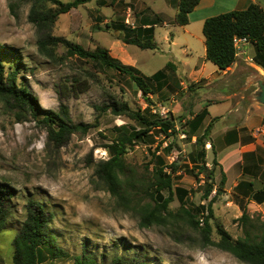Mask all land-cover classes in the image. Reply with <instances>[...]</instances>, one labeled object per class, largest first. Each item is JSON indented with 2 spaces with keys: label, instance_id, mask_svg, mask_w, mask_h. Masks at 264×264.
I'll use <instances>...</instances> for the list:
<instances>
[{
  "label": "rangeland",
  "instance_id": "rangeland-1",
  "mask_svg": "<svg viewBox=\"0 0 264 264\" xmlns=\"http://www.w3.org/2000/svg\"><path fill=\"white\" fill-rule=\"evenodd\" d=\"M61 1L68 3L72 0ZM165 1L94 0L61 15L52 35L79 44L85 50L108 49L113 53L111 56L120 62L117 55L124 49L132 54L136 63L134 68L139 75L146 77L163 70L169 63L181 70V62L187 58L181 43L184 44L186 38L181 28L163 25V22L173 23L171 11L167 9L166 12L171 14L163 13ZM11 3L19 4L16 16L10 11ZM29 11L30 4L25 0H0V47L19 52L24 64L20 77L25 79L43 109L58 111L64 105L75 124H98L87 134H74L67 146L56 149L49 143L47 131L41 124L33 119L19 123L0 105V183L15 191L12 223L0 234V264H13V242L23 221L28 198L46 204L57 214L51 231L58 237L60 246L69 253L67 259L54 261L47 258L41 264H74V257L79 256L85 246L100 258L102 255L125 254L128 246L131 247L129 255H133L139 248L149 256L152 264H243L215 247L203 248L199 234L186 226L173 231L160 227L140 228L138 220L119 210L110 194L97 185L94 165L109 158L104 147L116 137V127L136 126L125 117H115L110 111L101 114L96 108L115 98L127 102L134 110H144L148 106L137 86L126 75L99 65L85 64L63 48L58 49V55L66 59L64 62L55 64L41 56L37 47L39 35L28 20ZM143 15L151 19L162 18L163 22L155 28L157 50L144 51L126 46L119 40L121 34L116 26L136 27ZM98 27L102 30L99 31ZM173 38L176 44L171 46ZM192 48L195 56L200 55L199 44L195 43ZM207 67L208 70L218 69L211 63ZM168 72L171 86L150 96L152 112L162 118L172 116L175 119L179 132L176 143L180 149L174 150L168 161L173 162L181 156L185 160L181 172L175 176V185L190 192L186 207L196 213L199 206L207 205L208 201H203L202 196L212 182L206 175L197 177L186 160L196 138L190 141L185 133L189 131L187 122L191 123L197 115L199 119L203 118L206 102L212 95L195 85L181 86L180 78H175L172 70ZM178 74L181 75V71ZM176 82L178 86H175ZM208 121L197 136L203 134ZM215 130L218 131L219 127L216 126ZM172 140L166 141L154 131L146 144L140 143L129 151L127 162L140 173L152 170L151 152L158 143L164 142L163 147H166ZM208 143L205 149L209 151L207 162L211 168L214 156ZM220 180L217 171L215 187ZM231 202L233 199L226 197L225 193L213 205L214 219L211 223L215 241L218 240L217 225L235 239L242 236V229L237 224L241 211L239 207L229 205ZM179 207L177 200L171 204L173 211ZM200 218L203 217L200 215Z\"/></svg>",
  "mask_w": 264,
  "mask_h": 264
},
{
  "label": "trees",
  "instance_id": "trees-1",
  "mask_svg": "<svg viewBox=\"0 0 264 264\" xmlns=\"http://www.w3.org/2000/svg\"><path fill=\"white\" fill-rule=\"evenodd\" d=\"M92 1L94 0H72L63 3L61 0H25L30 4L28 20L35 26L39 35L37 47L41 56L55 64L64 62L66 59L58 55V49L63 48L85 64L94 67L99 65L101 68L126 75L137 86L148 106L144 110H134L127 102L115 98L110 103L96 108L101 114L110 111L115 117H125L136 126L116 127V137L104 147L109 158L94 165L97 185L110 194L119 210L137 219L142 229L160 227L173 231L186 226L199 234L203 248L215 247L229 253L243 264H264V216L261 214L252 215L242 207V216L237 219L242 236L235 239L221 225H217L218 240L212 239L213 205L225 193V179L222 176L220 183L215 187L218 163L214 158L212 167H208L205 149L206 144L211 142L213 124L211 123L201 136L195 135L203 121L199 116L191 123L187 122L189 130L192 131L185 134L190 141L193 138L196 140L186 160L197 177L206 175L212 182L202 196L203 201H208L207 205L199 206L195 210L196 213L189 210L186 202L190 192L175 185V176L181 172L185 160L182 156L173 162L168 159L174 150L180 149L176 143L179 132L172 116L162 118L152 112L153 103L150 99V96L157 94V87L168 76L167 72L172 70L173 64L169 63L165 69L146 77L139 75L134 67L126 66L113 58L108 49L97 47L94 51L85 50L79 44L52 35L54 25L61 15ZM200 1L179 0L173 24L187 26L189 15L199 6ZM18 7V3L9 5L12 15H17ZM162 22L160 16L151 19L143 15L138 26L121 24L116 26V30L121 36V32L124 33L123 38L120 36L119 40L126 45L136 46L141 50H157L154 42L155 28ZM97 29L102 30L101 27ZM203 35L207 50L206 60L219 70L225 71L236 62L235 40L241 38H246L255 46V62L264 68V9L259 5L252 4L246 10L232 11L207 19L203 25ZM22 66L24 64L19 52L0 47V105L11 112L17 122L24 123L33 119L41 124L47 131L49 143L56 149L67 146L74 134H87L97 127L98 123L75 124L67 106L61 105L58 111L43 109L25 79L20 77ZM154 131L166 141L171 138L173 140L166 147H163L164 142L158 143L151 152L152 170L147 169L145 173H140L127 162L126 156L136 145L146 144ZM14 198L15 191L9 185L0 183V234L12 223ZM175 200L180 205L177 211L171 209ZM200 215L203 218H200ZM56 216L46 204L28 198L24 206L23 221L13 242V264H41L47 258L54 261L69 258V253L60 246L58 237L51 231ZM115 246L118 248V245ZM129 249L131 247H126L125 254L116 253L112 257L102 255L100 258L85 246L82 253L74 257V264H152L149 256L143 251L140 252L139 248L133 255H129Z\"/></svg>",
  "mask_w": 264,
  "mask_h": 264
},
{
  "label": "crops",
  "instance_id": "crops-1",
  "mask_svg": "<svg viewBox=\"0 0 264 264\" xmlns=\"http://www.w3.org/2000/svg\"><path fill=\"white\" fill-rule=\"evenodd\" d=\"M178 2L179 0L165 1L166 9L163 13H172L173 20ZM252 4L264 9V0H201L199 6L189 15L187 26L180 27L163 22L164 26L181 28L186 38L181 45L187 58L181 62V70L173 65L172 72L177 76L175 78H180L181 86L195 85L197 89L212 95L206 102L203 121L195 135L208 120L204 130L213 124L208 146L218 163L219 176L225 179L226 197L233 199L229 205L239 207L241 216L242 207L250 214H264V137H256L254 134L264 124V106L255 98L258 82L264 81V68L256 64V48L247 41L239 44L237 60L230 68L225 71L208 70L210 62L206 60L203 25L209 18L232 11H243ZM167 9L171 13L166 12ZM195 43L200 45L201 50L200 55L196 56L192 48ZM175 44L176 39L173 38L171 46ZM110 54H113L112 51ZM117 57L126 66L134 67L136 64L132 54L124 49L119 51ZM180 71L181 75L178 74ZM167 74L157 87L158 91H164L171 86V75L169 72ZM178 84L176 82L175 86ZM216 126L219 127L218 131H214ZM208 153L209 151L207 156Z\"/></svg>",
  "mask_w": 264,
  "mask_h": 264
},
{
  "label": "water",
  "instance_id": "water-1",
  "mask_svg": "<svg viewBox=\"0 0 264 264\" xmlns=\"http://www.w3.org/2000/svg\"><path fill=\"white\" fill-rule=\"evenodd\" d=\"M258 92L256 93V101L264 106V81H259L258 84Z\"/></svg>",
  "mask_w": 264,
  "mask_h": 264
},
{
  "label": "built area",
  "instance_id": "built-area-1",
  "mask_svg": "<svg viewBox=\"0 0 264 264\" xmlns=\"http://www.w3.org/2000/svg\"><path fill=\"white\" fill-rule=\"evenodd\" d=\"M248 40L246 38H241V39H236L235 40V46H236V49H238V46L241 42H247ZM255 136L256 137H264V124L258 128L255 132H254ZM202 222V220H201Z\"/></svg>",
  "mask_w": 264,
  "mask_h": 264
}]
</instances>
